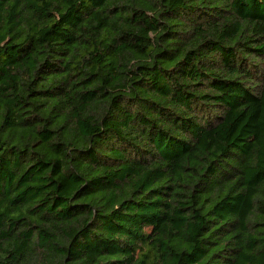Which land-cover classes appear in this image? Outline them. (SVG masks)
<instances>
[{
	"label": "trees",
	"instance_id": "obj_1",
	"mask_svg": "<svg viewBox=\"0 0 264 264\" xmlns=\"http://www.w3.org/2000/svg\"><path fill=\"white\" fill-rule=\"evenodd\" d=\"M0 264H264V0H0Z\"/></svg>",
	"mask_w": 264,
	"mask_h": 264
}]
</instances>
